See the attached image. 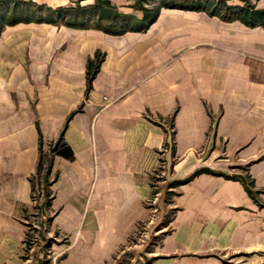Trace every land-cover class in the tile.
<instances>
[{
    "label": "crops",
    "instance_id": "0c3cea01",
    "mask_svg": "<svg viewBox=\"0 0 264 264\" xmlns=\"http://www.w3.org/2000/svg\"><path fill=\"white\" fill-rule=\"evenodd\" d=\"M109 1L127 14L133 0ZM60 136L71 160L50 153ZM40 148L56 177L52 228L79 254L98 262L126 242L163 162L181 184L151 264H264V28L180 9L123 35L6 27L0 264H22Z\"/></svg>",
    "mask_w": 264,
    "mask_h": 264
},
{
    "label": "rangeland",
    "instance_id": "374dc122",
    "mask_svg": "<svg viewBox=\"0 0 264 264\" xmlns=\"http://www.w3.org/2000/svg\"><path fill=\"white\" fill-rule=\"evenodd\" d=\"M24 1H32L52 9L75 7L77 4L80 7H85L94 2V0ZM158 1L146 0L149 6ZM211 1L217 2L216 0ZM251 1L256 2L259 6L264 5V0ZM134 4L135 2L131 1L130 6L127 7L129 10L127 14L133 13L137 16L138 11L132 7ZM226 4L242 5V1L227 0ZM171 172L172 168L165 167L163 162H160L152 173V193L145 202L144 217L134 224L126 242L121 247L114 249L98 262H95V257L89 253L92 249H81L79 254L80 250L73 245L67 235L52 228L53 213L50 210V203L53 192L51 186L55 180L52 176L45 179L43 173L36 176L32 182L34 188L32 206L24 212L27 229L20 249L22 264H151L156 259L154 257L155 249L171 230L169 223L175 213L170 202L176 194L175 188L181 183L171 181ZM196 173L199 174L201 171ZM231 261H235L234 258Z\"/></svg>",
    "mask_w": 264,
    "mask_h": 264
},
{
    "label": "trees",
    "instance_id": "16d2710c",
    "mask_svg": "<svg viewBox=\"0 0 264 264\" xmlns=\"http://www.w3.org/2000/svg\"><path fill=\"white\" fill-rule=\"evenodd\" d=\"M133 1L135 4L132 7L142 14L141 18L120 12L109 0H94L93 4L85 7L77 4L75 7L56 9L32 1L0 0V35L6 27L22 23H47L78 29H96L110 35H123L127 32L146 30L156 21L162 9L202 11L210 16H217L225 22L239 21L247 27L264 28V10L258 9L256 2L251 0H241L242 5H227V0H216V3L211 0H159L150 6L146 0ZM101 60L102 57L97 55L95 60L89 63V85L99 69ZM50 153L52 156H60L68 160L73 158L62 136L51 147ZM51 170V159L44 166V156L40 148L36 175L40 176L43 173L47 179Z\"/></svg>",
    "mask_w": 264,
    "mask_h": 264
}]
</instances>
